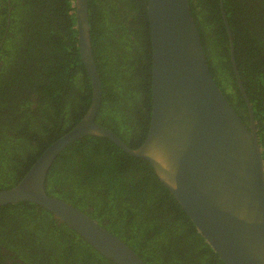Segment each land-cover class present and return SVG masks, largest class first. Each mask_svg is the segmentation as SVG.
Returning <instances> with one entry per match:
<instances>
[{
  "label": "trees",
  "instance_id": "obj_1",
  "mask_svg": "<svg viewBox=\"0 0 264 264\" xmlns=\"http://www.w3.org/2000/svg\"><path fill=\"white\" fill-rule=\"evenodd\" d=\"M73 1L0 0V189L17 183L89 105L90 82L78 54ZM187 2L211 77L247 126L218 0ZM222 6L264 176V0H222ZM87 19L101 87L94 121L135 148L150 117L146 0H87ZM44 186L46 194L83 211L145 264H224L150 164L107 138L85 135L68 143L53 159ZM44 237L63 243L60 260L53 264H67L64 258L76 251L78 264H114L36 204L0 205V264H11L9 247L24 264L42 258L44 244L34 257L24 249L44 243Z\"/></svg>",
  "mask_w": 264,
  "mask_h": 264
},
{
  "label": "water",
  "instance_id": "obj_2",
  "mask_svg": "<svg viewBox=\"0 0 264 264\" xmlns=\"http://www.w3.org/2000/svg\"><path fill=\"white\" fill-rule=\"evenodd\" d=\"M80 61L90 82L82 117L46 146L0 205L30 202L64 222L114 264H145L118 237L83 211L46 194L44 178L58 152L85 135L104 137L131 157L146 160L224 264H264L263 161L250 103L233 59L222 0H218L229 61L248 115L246 126L213 81L187 0H146L150 40V117L143 141L126 146L94 121L101 87L91 53L87 0H74Z\"/></svg>",
  "mask_w": 264,
  "mask_h": 264
},
{
  "label": "rangeland",
  "instance_id": "obj_3",
  "mask_svg": "<svg viewBox=\"0 0 264 264\" xmlns=\"http://www.w3.org/2000/svg\"><path fill=\"white\" fill-rule=\"evenodd\" d=\"M45 241L43 243V240L42 241H36V242H33L32 245H33V249L32 248H29L27 251H25V255L27 254L28 251L32 252L30 254H27V255H31L32 257H34L33 255L37 254L36 252V249H37V246H40V244H44L45 246L42 247V250L43 252H45L43 255H42V258H38L37 261L39 262H45L44 264H53V262H58L60 260V256L58 255V251L60 249V247H63V243L60 242V240H53L52 237H44ZM52 246V249H49V244ZM17 245H20V244H17ZM20 249V247H19ZM79 252L76 251L73 255H71V253H68V256L65 259V261L67 262V264H70V263H76L78 264L79 263ZM39 262H36V263H39ZM39 264H42V263H39Z\"/></svg>",
  "mask_w": 264,
  "mask_h": 264
},
{
  "label": "flooded vegetation",
  "instance_id": "obj_4",
  "mask_svg": "<svg viewBox=\"0 0 264 264\" xmlns=\"http://www.w3.org/2000/svg\"><path fill=\"white\" fill-rule=\"evenodd\" d=\"M28 249L29 248H25L24 251H27ZM6 251L9 253L10 256H12L11 264H24V261L22 259H19V258L14 256V254H16V253H15V251H14V249L12 247H9L8 249H6ZM36 262H39V261L30 260L28 263L27 262L26 263L27 264H29V263L37 264ZM39 263L44 264L45 262L42 261V262H39Z\"/></svg>",
  "mask_w": 264,
  "mask_h": 264
}]
</instances>
